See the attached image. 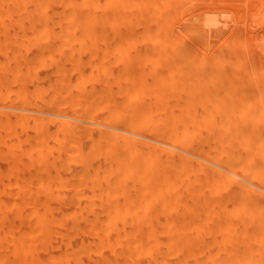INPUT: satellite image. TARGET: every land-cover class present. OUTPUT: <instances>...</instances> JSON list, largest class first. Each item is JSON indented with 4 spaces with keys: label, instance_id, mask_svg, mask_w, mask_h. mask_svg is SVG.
Wrapping results in <instances>:
<instances>
[{
    "label": "bare ground",
    "instance_id": "bare-ground-1",
    "mask_svg": "<svg viewBox=\"0 0 264 264\" xmlns=\"http://www.w3.org/2000/svg\"><path fill=\"white\" fill-rule=\"evenodd\" d=\"M41 20L59 22L56 28L60 31L75 33L79 30L83 34L91 33L103 23L108 30L116 26L141 25L140 34L147 40L145 49L167 50L170 55L179 53L182 64L191 66L193 71L180 72L175 64L163 77L141 66L140 58L132 62L131 53L127 51L118 60L127 65L124 82L113 76L100 81L97 79L99 71L94 67L70 80L69 73L82 64L81 54L98 48L96 39L83 45L81 40L70 45L73 53L67 59L73 67L45 75L33 93L0 89V104L4 102L9 109L45 111L56 108L57 115L65 117L40 120L39 116L16 114L15 120L9 121L10 113L0 111V132L16 135L15 139L12 135L3 139L0 133L1 152L26 151L29 160L25 167L35 164L50 172L45 182L33 184L37 187L27 192L20 187H28L32 182L21 175H17L16 181L8 176L1 183L7 189L0 192V264H210L213 258L205 252L209 247L206 242L198 249L192 239L164 240L162 237L171 234L172 227L159 228L158 216L148 214L149 208L137 214L135 211H110L103 221L98 212L87 214L83 208L60 209L61 205L75 206L80 199L59 194L60 187L69 182V176L62 172L72 173L80 165L84 167L81 177L75 181L78 189H92L102 178L103 166L116 163L117 166L111 165L110 173L106 174L107 180L114 177L122 182L116 191L144 190L141 192L148 193L157 181V176L149 171L155 164H162L164 175L173 163L169 158L178 157L175 162L178 169L191 166L183 180L185 184L192 182L196 175L200 177L211 170L210 181L199 196L215 198L220 188H234L231 200L238 201L239 205L224 211L248 219L240 223L242 226L259 224L264 229V221L259 219L264 215V135L260 134V129L251 133L256 139L251 146L245 142L227 146L223 135L214 140L203 139L204 135L215 131H240L247 122L264 116V110L254 106L256 103L264 105V0H0V25L11 22L21 27L22 23ZM186 20L189 23H183ZM66 45L56 43L46 60L62 64L54 55ZM186 55H190L189 59ZM249 66L252 73H243L240 80L243 83L234 81L235 77L226 87L222 85L224 82L216 81L220 72L222 76L235 72L237 77V73ZM202 78L207 79L201 81ZM92 85L102 86L105 94L84 100ZM49 86H54V93L52 91V98L47 99ZM105 86L111 91L106 92ZM73 94L81 97L75 98ZM109 94L116 98L112 106H108L103 97ZM57 97L63 99L56 103L53 98ZM227 98L235 101L232 108L226 107ZM208 104L211 106L207 107ZM142 106L149 110L137 118L136 114L144 109ZM148 111L161 112L165 116L156 118ZM22 116H27L24 122ZM169 117L183 129L162 127L160 123ZM67 118L117 130L106 131ZM2 121H5L4 126H1ZM203 124L212 129L202 128ZM33 128V134L28 137L34 139L35 144L27 148L23 135ZM70 134H74V139L71 146L66 147ZM137 135L145 139L135 137ZM103 142L104 146H98ZM83 144H88L87 150ZM118 148L129 153L115 162L114 153ZM134 150L143 154L132 157L130 152ZM63 152L66 156L58 158L57 154ZM164 156L169 158L162 162ZM257 158L260 160L256 161ZM131 160L140 161L134 169L136 174L132 182L123 171ZM3 174L0 171V179ZM52 175L59 177L56 192L51 189ZM149 182L153 183L146 186ZM175 182L176 178L170 180L169 185ZM170 194V187L164 192L153 193L150 203ZM147 215L150 223L141 222L135 231L141 239L134 238L128 227L117 224L121 218ZM237 228L221 223L219 230L231 232L229 237L218 242L219 246L231 242L234 247L233 233ZM185 231L173 234L180 237ZM253 255L256 260L264 259L260 252Z\"/></svg>",
    "mask_w": 264,
    "mask_h": 264
},
{
    "label": "rangeland",
    "instance_id": "rangeland-1",
    "mask_svg": "<svg viewBox=\"0 0 264 264\" xmlns=\"http://www.w3.org/2000/svg\"><path fill=\"white\" fill-rule=\"evenodd\" d=\"M110 22V20H109ZM188 22L187 20L183 23ZM189 23V22H188ZM59 22L56 21H35L22 23L21 27L15 26L14 23H8L5 25H0V89L5 91H14L20 90L25 93L37 90V85L39 84L42 77L45 75H50L56 72L57 69L64 70L67 67H73V63H69L68 59L73 53V49L70 47L73 41H81L83 43H89V41L96 39L98 48H90L89 51L83 52L81 54L82 64L78 69L72 70L70 80L86 73L90 72L92 67L99 71L97 79L100 81H106L110 77H118L120 82H124L127 78L126 64L118 63V60L123 56L127 51L131 53L132 62H135L140 58L141 66H147L148 70L151 72H158L163 77H165L169 72L170 66L178 64L179 71L192 72L193 68L189 65L182 64L183 59L180 57L179 53H174L170 55L169 51L162 50L158 51L155 49H145L146 46V36L140 34L142 27L141 25L132 24L127 27L116 26L112 30H108L105 23L98 26L96 30H92L91 33L83 34L81 31L77 30L75 33H67L65 31H60L56 27ZM236 26V24H233ZM178 25V29H179ZM255 28H253L254 30ZM96 31V32H95ZM257 31V30H254ZM249 33L254 34V32L249 30ZM74 39V40H73ZM189 40V39H188ZM66 43L67 45L62 48V51L55 53L56 56L62 64L59 63H50L46 60L51 55L52 48L56 43ZM134 46L131 49H128V46ZM121 49V50H119ZM186 59H189L186 55ZM68 58V59H67ZM30 68V70H29ZM252 67L242 70L237 73L235 72L225 73L226 76H222L220 73V78L216 81L224 82L222 85L224 87L230 85L235 77L234 81L238 83H243L241 80L243 73L251 71ZM131 75V73H129ZM53 76V75H52ZM51 76V77H52ZM207 78H202L201 81H205ZM62 85V84H60ZM242 85V84H241ZM240 86V85H239ZM106 92L111 91V88L108 86L103 87ZM113 88V87H112ZM52 91L54 93V86H49L47 88V93L49 98H52ZM249 93L251 90L248 91ZM105 94L102 91V86H97L96 88L92 85L88 88V91L84 95V100L91 99L94 96L99 94ZM75 98H80L77 94H73ZM105 97L106 104L112 106L116 98L109 94ZM63 97L53 98V101L58 103ZM97 99V98H96ZM226 107L232 108L231 104L235 103L233 99L227 98ZM119 100V99H118ZM138 103L134 104L135 107ZM7 105L2 102L0 104V111H7L10 113L9 121H13L16 118V114L21 115H31L39 116L40 120L47 119H65V117H60L56 113V108H50L45 111H40L35 108L23 109L19 107L7 108ZM211 105L208 104L207 107ZM254 106L260 107L264 110L263 103H256ZM144 107L142 106V109ZM149 109L145 107L143 111L141 110L136 114L137 118H141L146 114ZM152 111V110H151ZM149 114H155L156 118L164 117V113L161 112H150ZM27 116H22L25 121ZM68 121H75L80 124L91 125L95 128H102L106 131H116V128L107 126V125H96L93 123H87L82 119L75 120L73 118H67ZM2 121L1 126H4ZM162 127L166 129L170 127L182 128L180 124L173 121L171 117L164 118L163 122L160 123ZM224 125V124H220ZM14 129H17V126L14 125ZM202 128L212 129L208 124H203ZM257 128L260 129V134L264 135V116L262 118H254L252 121L247 122L245 126L240 130H230L226 133H219L218 131L212 132L210 135H204V140H214L218 136H224L226 139L227 146L229 143H234V145H240L243 142L249 146L253 145L256 141L255 136L251 133L254 132ZM34 128L29 130L23 135L25 138V145L27 148L35 144L34 139L28 137L32 135ZM3 139L7 138L8 135H12L15 139L16 135L13 132L1 131ZM234 134L237 136L234 137ZM140 139H145L143 136H135ZM1 140V142L3 141ZM74 139V134H70L66 140V147L71 146V142ZM152 143H157L156 141L148 140ZM39 144L40 141H37ZM106 143H99L98 146H104ZM83 148L87 150L89 147L88 144H83ZM2 146L0 145V171L3 174V177L0 179V192L6 191L7 188L3 187L1 184L5 181L8 176H12L13 181L17 179V175H21L22 178L30 180L32 183L28 187H20L25 192L26 190H34L33 184H41L43 181L50 177V172L42 170V167L39 165L32 164L29 167H25L28 162V157L26 151L23 153H16L15 151L1 152ZM141 150H143L141 148ZM145 150V149H144ZM129 153V152H128ZM124 149L118 148L115 150V162L121 159V157L128 154ZM136 154H143L142 151L134 150L130 152V155L133 157ZM59 156H66V153L57 154ZM169 157L164 156L162 162L167 161ZM140 159V158H139ZM173 161L171 166L163 175L161 173V165L155 164L154 167L149 171L152 174L157 176L156 184L149 188L148 193H143L141 191H127L126 189H120L116 191V188L122 185L118 179L114 177L106 179V174L110 173L111 165L114 167L117 166L116 163H107L103 166L101 175L102 178L100 181L95 182L92 189H78L75 185L81 177V169L84 167L80 165L75 168V171L69 173L63 171L62 174L69 176V182L63 185L60 195H64L67 198L70 197H79L80 199L76 200L77 204L72 205H61L62 210H77L83 208L87 214L91 212H98L100 221L106 219L107 214L110 211H135L137 214L143 209H148V214H156L158 219L156 224L159 228L164 229L165 227L171 226L172 233L162 238L164 240H184L189 239L193 240L197 248H201L202 244L206 242L208 248L205 250L206 254L212 260L210 264H264L263 260H256L252 258L253 253L260 252L264 256V229L261 228V225L256 224L252 227L242 226L240 223L246 221L242 216H236L230 212H225L227 207L234 208L239 205L238 201H232L231 196L234 188L229 190H223L220 188V194L218 197L206 199L199 194L204 191L203 188L207 186V183L210 181L211 170L207 171L203 176L198 177L196 175L192 182L183 181L188 175L191 166H185L180 169L176 167L175 162H177L178 157L169 158ZM141 160V159H140ZM260 158H257L256 161H259ZM140 164L139 160L129 161L123 168L125 174L131 178V182L135 177L134 169ZM24 171V173H22ZM69 173V174H68ZM177 174V175H176ZM51 189L55 192L58 191V181L59 177L57 175H52ZM176 178V182L172 185H169L170 180ZM16 181V180H15ZM155 182V181H154ZM153 182H149L146 186H150ZM138 184V183H137ZM168 187L171 188V194L165 195L159 200L150 203V196L156 192H164ZM17 190V187H16ZM14 190V191H16ZM147 190V189H146ZM113 194L112 192H115ZM111 193V194H109ZM56 195V194H55ZM44 199L45 197H41ZM54 207L59 208L57 203H53ZM209 217V218H208ZM260 220L264 221V215L259 217ZM151 218L147 215L144 218L138 216H133L129 218H121L118 221V225L128 227L134 238L141 239L142 236L135 234V231L138 229L139 224L144 222L149 224ZM84 222V221H82ZM238 226L236 231L233 233V243L227 244L225 242L223 245L219 246L223 238H227L231 230H226V233L218 229V226L221 224ZM249 221H247V224ZM246 224V223H245ZM184 234L176 237L173 233L184 231ZM201 232V233H198ZM198 233V234H197ZM158 235V233H157ZM226 236V237H225ZM238 240V243L235 241ZM236 244V246H235ZM220 255L219 259L216 257Z\"/></svg>",
    "mask_w": 264,
    "mask_h": 264
}]
</instances>
